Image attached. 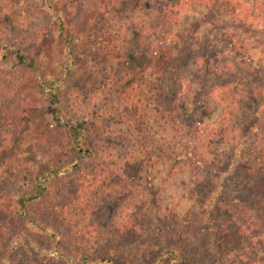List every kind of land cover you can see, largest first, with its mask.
<instances>
[{
  "label": "rangeland",
  "instance_id": "374dc122",
  "mask_svg": "<svg viewBox=\"0 0 264 264\" xmlns=\"http://www.w3.org/2000/svg\"><path fill=\"white\" fill-rule=\"evenodd\" d=\"M60 1L0 0V49H32L37 34L53 19L50 7L55 5L56 11ZM252 2L242 1L238 14L245 18L241 21L237 13L224 9L208 14L194 6L181 13L172 33L176 45L172 46L170 73L178 69L197 78L192 85L184 84L183 95L177 99L163 94L156 102L150 100L153 95L147 92L146 77L135 72L134 76L128 65L129 39L158 20L160 5L156 0H139L126 17L104 18L92 38L80 37L75 49L76 70L60 96L59 108L66 121L83 127L94 152V164L100 169L99 179L84 200L57 210L47 206L36 210L42 225L69 238L61 251L54 254L59 243L43 233L16 229L21 232L18 237L10 233L0 239V264H108L107 258L113 264H149L153 257L149 245L156 242L166 247L184 241L195 252L201 242L206 243L210 223L220 216L225 219H219V224L231 222V232L238 219L253 222L255 197L246 199L249 188H234L232 175L224 173L250 114L243 110L234 116L224 115L219 102L222 91L216 89L217 84L234 80L239 71L259 69L257 79L262 81L264 30L245 15ZM67 19L70 33L76 35L80 30L78 14ZM233 40L243 41L247 48L243 64L235 62L229 51ZM139 44L141 52L146 50V31ZM201 51L211 59L205 71ZM1 69L0 142L5 146L4 170L9 184L20 181L26 167L43 158L59 168L68 166L75 152L64 130L48 122L41 100L34 109L26 102L18 103L28 98L33 81L24 78L21 67L13 61ZM35 94L29 100L37 102L40 97ZM13 102L18 103L17 108ZM9 115L13 123L23 118L18 130L7 125ZM261 118L260 123L253 121L251 129L254 133L261 129L256 141L244 135L249 144L258 142L252 145L255 149L248 158L252 164L260 158L262 152L257 148L264 143V112ZM217 177L224 182L214 196ZM261 181L257 178V183ZM234 198L240 202H232ZM206 200L211 206L217 200L220 203L209 209ZM234 238L242 247L250 239L249 235ZM262 249L252 245L255 259L248 251L244 257H229L226 264H261Z\"/></svg>",
  "mask_w": 264,
  "mask_h": 264
},
{
  "label": "trees",
  "instance_id": "16d2710c",
  "mask_svg": "<svg viewBox=\"0 0 264 264\" xmlns=\"http://www.w3.org/2000/svg\"><path fill=\"white\" fill-rule=\"evenodd\" d=\"M138 1L61 0L56 5V11H54L55 5L50 7L53 19L45 30L43 29L37 34V40L32 44V49L17 46H3L0 49V69L8 62L13 61L21 67L23 77L30 78L33 81V90L28 93V98H24L18 103L23 105L26 102L28 107L34 109V105L38 106L41 100L48 122L64 130L65 137L69 141L71 149L75 152V157L68 166L59 168L49 158H43L29 164L20 181L15 180L12 184H9L10 181L7 179L4 170L6 160L3 158V147L5 146H3L4 142H0V239L10 233V235L18 237L22 231L43 233L51 240H55V244L56 241L59 243L58 247L54 246V254L64 248L63 243L66 240L69 241V238L62 235L58 230H52L42 225L36 210L40 206L57 210L86 199L97 184L100 169L94 164V152L86 140L83 127L80 124H72L66 121L59 108V99L66 89L71 74L76 70L75 49L80 37L92 38L98 22L104 18L110 17L119 20L126 17L127 13L137 8ZM156 1L160 5L158 20L152 25L144 26L140 32L133 34L135 38L129 39L128 44L131 50L128 65L131 66L130 69L133 74L135 72L137 76L146 77L147 92L153 95L150 100L155 102L163 94H168L177 99L178 96L183 95L184 84L189 83V85H192L197 78L194 73H187L178 69L170 73L173 58L172 46L176 45V39H174L172 33L181 13L190 7L199 6L204 8L208 14L218 12L220 9L238 14L243 0ZM245 10V15L250 19V23H254L256 27L263 31L264 0H253L252 4L248 5ZM72 13L78 14L80 21V30L76 35L70 33V21L67 19ZM243 17V14H238L239 21ZM145 31L148 45L146 50L143 49L141 52L139 50V37ZM98 39H102V37H98ZM110 41L113 42L112 38ZM229 51L235 55V62L243 64L244 55L247 52L243 41H231ZM199 56L200 61L206 62L204 65L205 71V69H208L207 62H211V59L203 51L199 53ZM227 63L229 64L231 61H227ZM226 73L230 74L229 70ZM248 73L239 71L235 74L234 80L229 79L226 82L217 84L216 89L222 91L219 95V102L224 107V115L227 117L234 116L243 110L248 111L250 114L248 116L249 124L242 126L237 144L232 151V158L226 165L227 171L224 173L229 176L232 175L231 177L236 182L234 188L240 191L249 188V198L246 199L255 197L251 205L252 209L256 211L253 222L245 223L238 219L236 224L232 222L235 229L231 232V222L225 220L224 223L226 224H219V219H225L224 216H220V218L214 219L210 223V231L205 234V236H208L206 243L201 242L195 248L197 250L192 249L195 252H191L184 241H179L178 244L175 242L169 243L166 247H162L160 243L156 242L149 245L150 249L153 250V257L149 264H226L229 257L236 255L244 257L248 251H252L250 257L255 259L256 254L252 250V245L264 248V143L259 146L260 148H257L262 152L260 158H257L256 164H252L248 158L255 149V147L252 148V145L257 146L258 142L249 144L248 139L244 138L246 134V136L249 135V139L253 138V141H256V133L261 134L260 128L256 129V133L251 129L253 121L254 123L262 121L261 116L264 112V74L261 78L262 81H259L257 79L261 76L259 69H251ZM21 91L25 92V89L21 88ZM34 94L40 97L37 98V102L29 100V97L34 96ZM18 103L13 102L12 105L15 104L13 108H17ZM12 105L9 106L11 110H13ZM22 120V117L19 120L16 118L13 123L12 116L9 115L6 123L12 129L18 130L22 126ZM14 134H11V136ZM2 139L0 138V141ZM218 173L222 176L220 171ZM218 177L215 178L218 186H215L212 191L214 196L218 195L219 190L222 188V182H224V180H219ZM257 178H262V181L257 183ZM219 184L221 185L219 186ZM237 201H239V198L232 200L235 203ZM219 203V200H217L211 206V202H208V200L204 202L209 209H214ZM16 229L21 230V232H17ZM233 235L235 237L249 235L250 239L247 245L242 247L238 243L239 239L234 238ZM137 238L136 236L134 241ZM132 242L133 239L130 237L129 243ZM261 252L264 253V249ZM105 260L108 264H113L108 258ZM258 261L264 264V255L259 256ZM70 264H75V262L71 261Z\"/></svg>",
  "mask_w": 264,
  "mask_h": 264
}]
</instances>
